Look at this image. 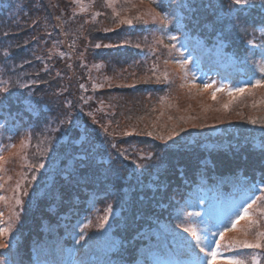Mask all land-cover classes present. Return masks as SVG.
I'll list each match as a JSON object with an SVG mask.
<instances>
[{"label":"trees","instance_id":"1","mask_svg":"<svg viewBox=\"0 0 264 264\" xmlns=\"http://www.w3.org/2000/svg\"><path fill=\"white\" fill-rule=\"evenodd\" d=\"M109 3L0 0V211L3 217L6 207L13 213L0 259L9 264H75L70 258L84 245L81 264H140L159 243L169 250L168 262L160 264H195L181 242L183 215L197 222L201 240L192 244L203 257L201 248L219 240L212 233L230 228L228 219L252 202L240 196L243 188L259 193L264 186V88L253 87L247 63L251 51L260 52L257 76L264 74V42H255L264 32V0L158 3L171 15L182 7L197 41L245 58L236 63L245 69L237 88L250 91L239 97L217 91L215 99L212 93L204 98L212 117L197 115L202 104H190L191 120L178 101L196 86L182 85L177 93L163 76L127 69L148 50L137 29L149 31L153 21L143 13L121 15L125 0L116 9ZM125 17L131 25L120 22ZM46 107L61 116L41 120ZM53 128L58 135L68 132L67 144L41 150L55 138L45 135ZM82 130L87 137L77 144ZM70 159L75 166L68 176ZM56 167L62 171L57 185L32 179L33 172L49 177ZM52 193H58L59 209L51 206ZM234 234L227 232L223 241Z\"/></svg>","mask_w":264,"mask_h":264},{"label":"rangeland","instance_id":"2","mask_svg":"<svg viewBox=\"0 0 264 264\" xmlns=\"http://www.w3.org/2000/svg\"><path fill=\"white\" fill-rule=\"evenodd\" d=\"M120 1L121 0H111V7L116 9ZM125 1L128 3V6L121 10V15L127 16L128 14H133L140 16V14L143 13L145 18L153 21L149 31L142 28L139 31V28L137 29V36L142 38L141 41L145 44L144 46H148V50L142 54V59L137 62V64H130L128 66V71L132 72V70H134L135 74L142 76H150L151 74L163 76L166 80L175 83L177 93H179L178 88L182 85H188L192 87L196 86L188 94L180 97L178 101V103H181L183 106V115L188 114L189 116L191 113V107L189 106L190 104H202V108L199 111H196L197 115H200L206 119H210L212 117L211 110L206 106V104H204V98L210 97V94L217 92V89L220 88H225V90H227L228 88L234 89L242 86V83L238 82L237 79L241 75V69L243 67L237 65L236 63L242 62L241 60L244 61L245 58L238 60L229 53L225 52L221 45L207 47L204 42L197 41V33L186 27L187 23L192 19L187 13H184L181 10L182 7L180 6V9L176 8L174 14L171 15V10L159 9L160 6L158 3L163 0ZM76 6L79 7L80 4L76 3ZM170 15L171 18L169 20ZM154 16L156 19H153ZM170 21L171 23L168 25ZM263 35L264 32L263 34L257 35L255 37V42H264ZM179 42L183 43L179 44ZM34 44L35 42L33 45ZM247 57V63L250 64L249 66L252 72L251 75L256 78L255 80L264 79V74L261 76V78H259L260 76H257V70L262 63V56L260 55V52L251 51ZM144 62H147V66L144 70H142V68H144ZM181 62L183 63L181 64ZM194 79L195 81H193ZM255 80H253L254 84ZM157 83H160V79ZM206 84L210 85V87L207 89L204 87ZM260 88L263 89L264 86H260ZM48 91L51 92V89L49 88ZM204 91L206 92L205 94ZM236 96L239 97L238 94H236ZM223 110H225L223 114H228L227 107H225ZM45 111L46 112L40 116L41 120L48 119L55 115L58 117L61 116L60 114L58 115L51 107H46ZM189 119L191 120L190 116ZM31 126L32 123H30L29 128H31ZM44 131H47V129ZM45 135H47L48 139H52L53 137L55 138L52 141L45 142L43 149L41 150L61 149L67 144L68 132H62L61 135H58L55 132V128H53L49 134ZM79 135L75 139V143L77 144H81V142H83L87 137L83 130ZM67 151L69 152L70 150ZM19 160L23 161L21 158H19ZM27 165H30L28 168L31 170L32 164L27 162ZM74 166V160L70 159L66 165L64 173L68 176L74 174ZM1 168L2 165H0V171ZM22 170L23 173L27 171L23 168ZM60 173H62V171L58 170L57 168V171L51 174L49 177H46L47 174L44 176L40 175L39 172H33L31 176L33 180H39L41 177H43V179L46 180V185L54 184L55 186L61 178ZM1 174L4 178H10L12 172L2 171ZM23 184L24 181L21 182V185ZM233 186L235 188L239 187L237 185ZM54 189L55 187L52 188V190ZM57 194L55 195L52 193L53 201L51 202V206L59 209L57 206H55V202L58 200ZM11 195L12 194H9V192L6 193L7 197H12ZM257 195L261 197V201L253 209L252 213L255 219L260 222L259 229L253 228L248 230V221L244 220L235 230V234L232 239L236 238L254 240L256 238V231L264 229V212L260 211L261 209H264V193H257L251 191L250 189L243 188V192L240 194L242 199H250L251 201ZM61 208H64V206L62 205ZM22 210L24 211V208H22ZM3 220L5 227L11 228L13 225V213L10 208L6 207V213L3 217ZM50 232L52 233L53 230H50ZM0 237L1 244L3 241H5V239H9L10 234L8 233L6 236ZM190 237L191 235L189 233H185L181 242L183 243V246L191 248L189 255H192L193 258H197L199 254L193 246ZM229 241L221 242V250L225 252L224 256H228L233 252H236L240 254V259L247 261V264H253V257H256L259 264H264V248L230 250L228 248ZM87 250L88 248H83L81 250L80 255L75 259V264H81L82 260L87 255ZM168 251L169 250L166 245L159 243L148 250V255H151L150 258L148 256L149 260H142L140 264H153L154 260L157 261L158 264H160L162 261L168 262ZM0 264H9V259L1 258Z\"/></svg>","mask_w":264,"mask_h":264},{"label":"snow or ice","instance_id":"3","mask_svg":"<svg viewBox=\"0 0 264 264\" xmlns=\"http://www.w3.org/2000/svg\"><path fill=\"white\" fill-rule=\"evenodd\" d=\"M234 3L237 5H241V4L247 5L248 0H234ZM111 6L112 4L109 3V7ZM251 7H255V5H251ZM261 7L264 8V4H262ZM97 15H99V13H97ZM115 15L119 16L120 13L115 12ZM139 18L140 17H137V19ZM153 19H156V17L154 16ZM120 22L122 24L131 25L133 21L132 19L125 17L121 19ZM96 47H100V45H96ZM182 63L183 62H181V64ZM261 72H264V67L261 68ZM260 86H264V80L258 79L255 81V84L253 85V87H260ZM204 87L205 89H207L208 87H210V85L206 84ZM222 90H225V88L217 89V91H222ZM5 91H7V89H5ZM227 91L230 96H233L234 94H241V93H244L250 90L247 88H234V89L228 88ZM213 99H215V92L213 93ZM225 107H227V105H225ZM252 123H256V121L253 120ZM148 135H151V133H148ZM0 159H2V157H0ZM16 187L19 188V184H17ZM260 191L264 193V186L260 187ZM259 198L260 197H256L252 199V202L249 203L247 207H244L242 205L240 206L242 210L238 209L236 211L235 218L228 219V223L231 225L230 228L225 226L223 230L218 231L217 233H212L213 236H218L219 240L213 239L205 247L201 248V252L204 253V256L203 257L198 256L195 264H247L246 260L239 258V255H240L239 253L233 252L232 254L228 256H224L220 251L221 249L220 241L224 240L227 232L236 230L239 227L241 220L248 221V230H251L253 228L259 229L260 222L257 219H255L251 211L253 205L256 203L257 199ZM4 200H5V197L0 196V201H4ZM16 203L20 204L22 203V201H20L19 199H16ZM260 211L264 212V209H261ZM10 231H11L10 227H4L3 212L0 211V236H6ZM185 231L190 232L191 235L195 238L197 244H199L201 240V236L195 226H190L186 228ZM255 235H256V238L254 240L234 238L228 242V248L230 250L231 249H261V248H264V229H260L256 231ZM0 247H4V245H0ZM252 259H253V264H259L256 257H253Z\"/></svg>","mask_w":264,"mask_h":264}]
</instances>
